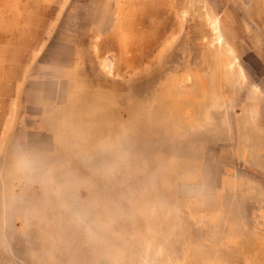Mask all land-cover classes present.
<instances>
[{
	"label": "rangeland",
	"instance_id": "rangeland-1",
	"mask_svg": "<svg viewBox=\"0 0 264 264\" xmlns=\"http://www.w3.org/2000/svg\"><path fill=\"white\" fill-rule=\"evenodd\" d=\"M0 264H264V0H0Z\"/></svg>",
	"mask_w": 264,
	"mask_h": 264
}]
</instances>
